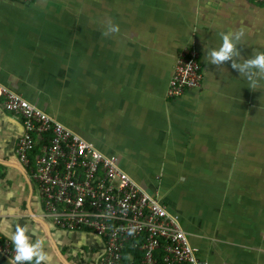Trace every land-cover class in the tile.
I'll return each instance as SVG.
<instances>
[{
    "label": "crops",
    "instance_id": "crops-1",
    "mask_svg": "<svg viewBox=\"0 0 264 264\" xmlns=\"http://www.w3.org/2000/svg\"><path fill=\"white\" fill-rule=\"evenodd\" d=\"M237 33L234 64L264 53V4L0 0V82L115 156L180 223L204 264H264V75L208 62L222 34ZM186 46L199 53L202 88L170 99ZM24 131L0 100V239L14 248L21 226L47 256L41 263L103 264L104 238L46 216L16 153ZM135 248L126 245L121 264H140ZM0 264H10L1 252Z\"/></svg>",
    "mask_w": 264,
    "mask_h": 264
},
{
    "label": "built area",
    "instance_id": "built-area-1",
    "mask_svg": "<svg viewBox=\"0 0 264 264\" xmlns=\"http://www.w3.org/2000/svg\"><path fill=\"white\" fill-rule=\"evenodd\" d=\"M202 82L199 53L195 46H186L177 56L167 97L180 98L189 89L202 88ZM0 100L22 120L25 131L16 153L30 169L45 214L56 227L104 238L103 264H121L130 242L143 253L140 264H204L180 223L121 169L115 156L105 155L1 82ZM38 147L41 154L33 161ZM0 252L9 259L16 254L1 239Z\"/></svg>",
    "mask_w": 264,
    "mask_h": 264
},
{
    "label": "clouds",
    "instance_id": "clouds-1",
    "mask_svg": "<svg viewBox=\"0 0 264 264\" xmlns=\"http://www.w3.org/2000/svg\"><path fill=\"white\" fill-rule=\"evenodd\" d=\"M110 31H116L114 26H110ZM237 34H222V43L218 49L210 52L209 63L212 65H220L222 62L232 60V66L237 69L240 74L248 75L253 70L258 74L264 75V53H257L252 58L244 60L243 63L234 64L233 56L238 54L237 41L240 38ZM14 249L15 256L10 258V264H41V261L47 259V256L40 250L39 242L33 244L29 242L25 235V229L17 226L16 231L10 237Z\"/></svg>",
    "mask_w": 264,
    "mask_h": 264
},
{
    "label": "trees",
    "instance_id": "trees-1",
    "mask_svg": "<svg viewBox=\"0 0 264 264\" xmlns=\"http://www.w3.org/2000/svg\"><path fill=\"white\" fill-rule=\"evenodd\" d=\"M35 154L37 155H39V154H41V152L39 151V147L35 150ZM133 244V243H132ZM134 248V247H133ZM136 250H137V248H135ZM159 255H162V250H160L159 251V253H158Z\"/></svg>",
    "mask_w": 264,
    "mask_h": 264
}]
</instances>
